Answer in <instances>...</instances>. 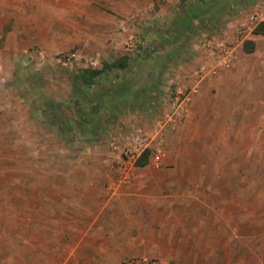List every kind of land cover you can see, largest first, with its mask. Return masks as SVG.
I'll return each instance as SVG.
<instances>
[{
	"label": "rangeland",
	"instance_id": "obj_1",
	"mask_svg": "<svg viewBox=\"0 0 264 264\" xmlns=\"http://www.w3.org/2000/svg\"><path fill=\"white\" fill-rule=\"evenodd\" d=\"M236 12L231 17L240 16V23L248 11ZM170 17L158 12L155 26L169 33ZM52 19L44 11L42 21ZM25 28L30 45L24 59L11 72L0 71V264H264V43L251 54L240 52L236 71L212 80L213 103L222 107L216 110H230V122L218 123L216 116L214 134L197 139L190 136L191 125L166 137L164 126L153 137L146 165L138 167L144 151L135 134H153L161 120L156 113L146 122L136 103L185 99L188 89L174 90L175 73L189 63L176 66L175 57L159 56L158 40L139 35L134 47L128 35L119 48L96 52L89 44L68 47L59 34L65 48L55 52L48 47L53 27ZM201 33L199 46L217 35ZM177 35L168 40L171 52L184 38ZM91 62L96 69L104 63L122 68L107 72L86 102L72 80ZM200 66L232 68L203 58L194 66L195 77ZM54 116L63 122L61 131L51 122ZM206 179L216 180L206 186ZM141 190L143 199L137 200L132 192ZM127 192L128 204L145 209L117 219L101 212L106 199L120 203ZM127 223L139 232L122 234ZM174 226L180 233H170ZM113 227L119 229L118 251L107 241L115 236L102 232ZM127 248L132 255L122 252Z\"/></svg>",
	"mask_w": 264,
	"mask_h": 264
},
{
	"label": "crops",
	"instance_id": "obj_2",
	"mask_svg": "<svg viewBox=\"0 0 264 264\" xmlns=\"http://www.w3.org/2000/svg\"><path fill=\"white\" fill-rule=\"evenodd\" d=\"M252 1L183 0L176 8H172L167 5H158L157 0H0V71L2 70V73L7 74L13 70L17 61L24 59V53L30 45L25 38L26 26L48 24L53 27L49 30L52 33V37L48 47L50 50L53 48L55 52L60 50V48H65L58 42L57 37H59V34L66 40V46L68 47L77 45L86 49L89 44L96 52L104 49L112 51L119 48L128 35H139V37H145L146 40L149 39L154 42L158 40L157 42L161 44L160 57H175L177 59V61L174 60V64H177L176 66L183 64V61L189 63L185 68H182L181 65L182 69L176 71V87H174L176 92L187 91L188 89L189 93L183 99L180 109L176 111L174 117L171 115L165 118L170 111V102L162 97L159 98L160 100L151 99V97L144 98L138 101L136 106L146 113L148 117L146 122L154 120L157 117L156 113H158V116L160 115L158 118L164 119L166 126L164 130L165 137L168 131L187 129L189 125H191L190 136H193L192 139H197L204 135L210 137L214 134L216 116L218 117V120L216 119L218 123H228L231 115L230 110L225 108L222 111L220 110L222 107L218 103L216 105L213 103L216 98L212 95L211 88L215 87L217 82L212 83V80L215 78L219 81V77H222L223 73L236 71L237 68L233 69L232 66L229 69H222L224 71H217L216 68L209 70L202 66L195 67L196 72H201V69V75H203L195 77L193 75L194 66L197 65L198 61L205 58L203 48L196 44L198 38L201 37L198 34L202 31L201 34L203 35L216 33L221 36L233 47L236 58L240 52H244L242 47L246 41L252 42L254 49L263 45V35H256L253 31H250L241 37L236 36L232 31V27L239 23L240 16L231 17L230 11L244 13L249 10ZM44 11H47L48 16L53 19L44 23L42 21ZM158 12L165 18H167V15L170 17L169 15L173 13L174 18L171 16L170 24L166 25L168 30H171L169 33L162 32L158 26H155V23L159 24L158 20L155 19V15ZM204 24H206V28H204L205 26L203 27ZM61 26L63 27L62 29L55 30L54 28ZM164 29L167 30L166 28ZM177 34L183 35L184 38L180 40V48L171 52L174 44L172 43L173 41L168 40H171L173 36L176 37ZM151 41H149L150 44L152 43ZM36 42L38 41L33 38L32 43ZM151 49V46H148L147 53ZM144 50L146 51V49ZM103 77L99 80V83L102 82ZM99 83L95 89L99 87ZM219 88L222 89V86ZM206 102H210V110ZM224 104L226 103L221 105ZM216 106H219L218 108L220 109L216 110ZM154 107H159L157 112ZM218 135L225 136V130L223 129L220 134L218 131ZM197 151L200 152L199 150ZM214 180L216 179H213V181L211 179L212 183ZM221 180L222 182L224 181L223 178H217V184L224 186ZM176 181L177 179L174 183ZM159 182L162 184L161 179ZM205 182L206 186L212 185L208 179ZM225 184L230 185L229 181H226ZM143 185L146 186V184ZM176 185L182 186L183 184L179 183ZM137 186H141L140 181ZM130 192L118 197L119 199L124 196L127 198L121 199L124 202L127 200L125 205L122 201L117 203L116 198L112 199L111 197L110 199L109 197L102 203L101 212L109 213L111 218L116 219L119 215L128 217L127 211L129 210H138L140 213V211L145 209L144 206H141L142 203H135L137 206H133L132 203L128 204L129 201L132 202V200L128 199V193ZM132 194L137 200H139V197L143 199L141 195L143 190H141L139 195L135 192H132ZM151 201L152 199H150V209H156L157 201ZM146 209L149 210V208ZM149 215L154 216V214ZM134 227L135 225L130 227L127 223L126 226H122V234L132 235L135 232H139ZM130 228H133V230ZM173 228L175 226L171 228V234L180 233L177 228ZM118 230L117 227H113L112 230L106 229L102 230V232L114 235L118 233ZM114 236V238H107V241L114 246H112L114 250L117 249L118 251L122 246L118 247V236ZM133 239L131 238V241ZM122 252L125 256L132 255V251L129 248L126 251L122 249ZM110 260L112 261L113 259Z\"/></svg>",
	"mask_w": 264,
	"mask_h": 264
},
{
	"label": "built area",
	"instance_id": "obj_3",
	"mask_svg": "<svg viewBox=\"0 0 264 264\" xmlns=\"http://www.w3.org/2000/svg\"><path fill=\"white\" fill-rule=\"evenodd\" d=\"M179 2L180 0H161L162 4H166L168 6H171L172 8H176ZM260 25H264V0H253L244 19L239 24L233 26L232 31L236 36L242 37L246 34V32H252L256 27ZM132 39H134V41ZM136 39H138L137 36H132L130 38V40H132V47H134L133 45H135V42H137ZM202 42L203 44L201 47L203 48L205 58L217 60L221 65H223L224 68L232 67L233 64H235L237 60L235 51L233 47L229 43H227V41L224 40L221 36L216 35L207 40L203 39ZM73 58H76V56H74ZM66 60L69 63L70 57H67ZM90 64V69H96L94 62H91ZM200 71L202 72L201 69ZM201 72H196V74L199 75ZM166 77L168 78V75ZM167 83L169 85V82ZM168 85L164 87L166 93L169 90ZM169 93H171V91ZM177 93L181 94L180 92ZM182 101H180V98L176 96L173 99L169 98L170 111L167 113V116H165V118H168L171 115H173L174 117L176 111L180 109ZM160 120L161 121H159L158 123L157 130H155L153 134L150 133V130H148L150 135L144 133L142 134L143 137H141L139 132L135 134L136 140L141 142V145L143 147L142 151L145 152L149 150L152 140H154L155 137L157 138V136H159L161 129L165 126L164 119Z\"/></svg>",
	"mask_w": 264,
	"mask_h": 264
},
{
	"label": "trees",
	"instance_id": "obj_4",
	"mask_svg": "<svg viewBox=\"0 0 264 264\" xmlns=\"http://www.w3.org/2000/svg\"><path fill=\"white\" fill-rule=\"evenodd\" d=\"M254 34L256 35H263L264 36V25H260L256 27L253 31ZM243 51L246 54L253 53L254 51V44L252 42L246 41L243 43ZM118 64V65H117ZM104 63L101 69H80L79 71L76 72L74 75V78L72 80V83L74 85H81V92L80 95L83 97L84 101H89V95L92 94L93 90H95V87L97 84L100 82L101 78L103 76H106L107 72H110L114 68H122V65L119 63ZM100 85V83H99ZM79 95V96H80ZM51 122L53 125L59 126V130L61 131L63 128V122L59 116H54L51 119ZM148 151H145L142 156H140L137 160V166L138 167H144L147 163L148 159Z\"/></svg>",
	"mask_w": 264,
	"mask_h": 264
}]
</instances>
